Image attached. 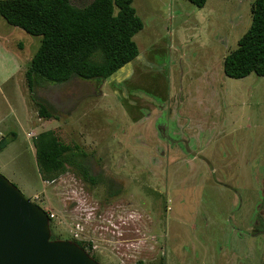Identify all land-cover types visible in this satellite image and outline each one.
I'll list each match as a JSON object with an SVG mask.
<instances>
[{
	"label": "rangeland",
	"instance_id": "374dc122",
	"mask_svg": "<svg viewBox=\"0 0 264 264\" xmlns=\"http://www.w3.org/2000/svg\"><path fill=\"white\" fill-rule=\"evenodd\" d=\"M255 1L134 0L135 61L33 94L26 72L41 37L0 16V141L11 140L0 173L54 215L52 237L92 244L104 264L264 263V77L223 69ZM48 130L88 153L101 182L75 167L43 181L33 138Z\"/></svg>",
	"mask_w": 264,
	"mask_h": 264
},
{
	"label": "trees",
	"instance_id": "16d2710c",
	"mask_svg": "<svg viewBox=\"0 0 264 264\" xmlns=\"http://www.w3.org/2000/svg\"><path fill=\"white\" fill-rule=\"evenodd\" d=\"M187 1L204 8L208 0ZM0 16L8 24L41 37V45L26 72L32 94L45 81L54 84L74 78L105 81L140 55L134 38L143 30L144 22L134 0H91L81 7L71 0H0ZM223 69L232 79L252 74L264 77V0H256L252 5L251 25L238 41V47L226 56ZM37 105L41 117L53 118L43 104ZM10 141L3 137L0 151ZM33 145L43 181L54 182L68 167H75L85 183L101 182L99 175L89 172L88 153L78 145L62 142L54 130L35 136ZM75 242L92 256V244Z\"/></svg>",
	"mask_w": 264,
	"mask_h": 264
},
{
	"label": "water",
	"instance_id": "95a60500",
	"mask_svg": "<svg viewBox=\"0 0 264 264\" xmlns=\"http://www.w3.org/2000/svg\"><path fill=\"white\" fill-rule=\"evenodd\" d=\"M0 264H101L79 244L52 239L47 211L0 173Z\"/></svg>",
	"mask_w": 264,
	"mask_h": 264
},
{
	"label": "flooded vegetation",
	"instance_id": "af4514ba",
	"mask_svg": "<svg viewBox=\"0 0 264 264\" xmlns=\"http://www.w3.org/2000/svg\"><path fill=\"white\" fill-rule=\"evenodd\" d=\"M152 102H154L153 100H152ZM154 104L155 105H158V104H156L155 102H154ZM159 106V105H158ZM173 113V111H171V114ZM216 113H220V111H216ZM184 114V113H183ZM175 116H181V111H175ZM187 120L190 122V119L189 118H187ZM165 129H163L161 126H159V133H163L162 134V136H159V138H161V139H163L164 137H166V135H165V131H164ZM163 131V132H162ZM194 157H196V156H194ZM90 172V171H89ZM95 176H97V175H95ZM263 210V214H264V209H262ZM259 212V218H261V217H263L262 216V211H258ZM258 225H263L264 226V221H262V223H260V221H259V223H258ZM261 231V230H260ZM263 233H262V235H264V231H262ZM92 257L93 258H95V260H97L99 263H101V264H104L102 261H101V258H100V255L99 254H96V253H93L92 254ZM264 264V263H263Z\"/></svg>",
	"mask_w": 264,
	"mask_h": 264
},
{
	"label": "built area",
	"instance_id": "2783aa9c",
	"mask_svg": "<svg viewBox=\"0 0 264 264\" xmlns=\"http://www.w3.org/2000/svg\"><path fill=\"white\" fill-rule=\"evenodd\" d=\"M48 214H49V216H50V218H51V219L54 217V215H53V214H50V213H48Z\"/></svg>",
	"mask_w": 264,
	"mask_h": 264
}]
</instances>
